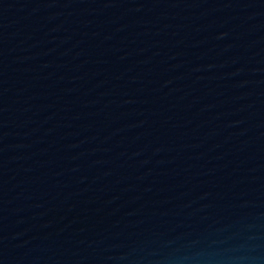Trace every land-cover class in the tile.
Returning a JSON list of instances; mask_svg holds the SVG:
<instances>
[{"label":"water","instance_id":"95a60500","mask_svg":"<svg viewBox=\"0 0 264 264\" xmlns=\"http://www.w3.org/2000/svg\"><path fill=\"white\" fill-rule=\"evenodd\" d=\"M0 264H264V0H0Z\"/></svg>","mask_w":264,"mask_h":264}]
</instances>
